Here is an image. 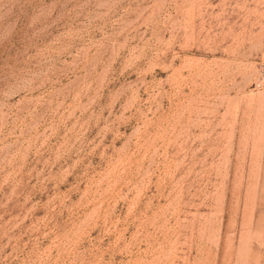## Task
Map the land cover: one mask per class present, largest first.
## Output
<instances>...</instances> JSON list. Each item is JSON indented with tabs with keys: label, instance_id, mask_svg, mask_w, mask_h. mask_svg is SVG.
<instances>
[{
	"label": "rangeland",
	"instance_id": "1",
	"mask_svg": "<svg viewBox=\"0 0 264 264\" xmlns=\"http://www.w3.org/2000/svg\"><path fill=\"white\" fill-rule=\"evenodd\" d=\"M0 264H264V0H0Z\"/></svg>",
	"mask_w": 264,
	"mask_h": 264
}]
</instances>
